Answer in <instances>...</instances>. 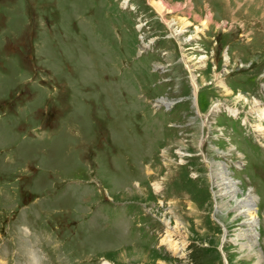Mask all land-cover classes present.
<instances>
[{
    "label": "rangeland",
    "instance_id": "1",
    "mask_svg": "<svg viewBox=\"0 0 264 264\" xmlns=\"http://www.w3.org/2000/svg\"><path fill=\"white\" fill-rule=\"evenodd\" d=\"M261 113L264 0H0V264H264Z\"/></svg>",
    "mask_w": 264,
    "mask_h": 264
},
{
    "label": "bare ground",
    "instance_id": "2",
    "mask_svg": "<svg viewBox=\"0 0 264 264\" xmlns=\"http://www.w3.org/2000/svg\"><path fill=\"white\" fill-rule=\"evenodd\" d=\"M157 2V1H156ZM154 6V5H153ZM155 8H156V11L158 12V13H163L164 11H165V8H164V6L160 3V2H157V5L156 6H154ZM264 117V115H263V113H261V118H263ZM264 128L262 127V126H260V128H257V132L259 133V134H264ZM223 172H219V171H217L216 173H214V175H213V177H212V179H215V181L216 180H219V181H221V182H223V188H222V190H224V189H229V191H230V193H232V192H234V188H232L233 186H232V182H231V180L230 179H228L227 178V176H226V170H222ZM227 192H224L223 194H226ZM234 195V194H233ZM230 197V196H229ZM227 199V198H226ZM216 200V199H215ZM236 206L237 207H239V208H241L242 210L240 211L241 213H243V214H248L251 218H249V221H247V225H249V226H252V225H254V224H256V216L255 215H253V213H254V208H252L253 207V205H252V202H251V200L249 199V198H246V199H243V200H237V203H236ZM217 207H219V205L217 204ZM239 212V213H240ZM255 226V225H254ZM248 230H251V229H248ZM250 236H255L254 234H251ZM167 243H170V241H168L167 240ZM248 250L251 252V250H252V248H248Z\"/></svg>",
    "mask_w": 264,
    "mask_h": 264
},
{
    "label": "water",
    "instance_id": "3",
    "mask_svg": "<svg viewBox=\"0 0 264 264\" xmlns=\"http://www.w3.org/2000/svg\"><path fill=\"white\" fill-rule=\"evenodd\" d=\"M223 234H224V233H223ZM222 239H224V236L222 237ZM221 243H222V241H221ZM220 248H221V245H220ZM223 263L226 264L224 260H223Z\"/></svg>",
    "mask_w": 264,
    "mask_h": 264
}]
</instances>
